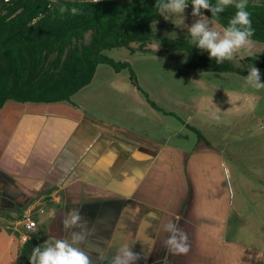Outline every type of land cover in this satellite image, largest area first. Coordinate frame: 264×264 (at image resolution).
<instances>
[{"label":"crops","instance_id":"0c3cea01","mask_svg":"<svg viewBox=\"0 0 264 264\" xmlns=\"http://www.w3.org/2000/svg\"><path fill=\"white\" fill-rule=\"evenodd\" d=\"M72 97L0 109V264H17V219L36 208L44 239L66 237L62 220L79 209L94 230L80 245L92 264H108L98 254L110 259L125 242L136 264H264V155L250 171L227 161L240 160L225 146L241 138L215 124L224 110L195 109L180 126L123 124ZM169 221L187 233L186 254L165 246Z\"/></svg>","mask_w":264,"mask_h":264},{"label":"trees","instance_id":"16d2710c","mask_svg":"<svg viewBox=\"0 0 264 264\" xmlns=\"http://www.w3.org/2000/svg\"><path fill=\"white\" fill-rule=\"evenodd\" d=\"M188 2L192 7L191 0ZM216 2L210 0L213 5ZM156 3L157 0H102L95 4L0 0V109L7 101L71 102L74 94L90 84L99 64H107L116 72L129 68L134 79L129 62H117L103 51L127 48L132 43L143 48L152 42L155 23L162 17ZM61 7L69 11L62 13ZM72 8L78 9V14L73 15ZM235 11L234 5L228 6L213 19L210 11L201 10L224 28ZM247 11L254 29L251 40L264 44V0H248ZM163 46L185 52L190 67L196 70L243 75L249 71L235 69L229 60L217 64L188 39L164 38ZM248 60L261 69L260 77H264V57L255 54ZM45 240L32 232L20 248L17 264H29L32 248Z\"/></svg>","mask_w":264,"mask_h":264},{"label":"rangeland","instance_id":"374dc122","mask_svg":"<svg viewBox=\"0 0 264 264\" xmlns=\"http://www.w3.org/2000/svg\"><path fill=\"white\" fill-rule=\"evenodd\" d=\"M163 15L155 23L153 41L143 48H140L138 43H132L127 48L103 51L104 55L117 62H129L135 75L134 79L129 68L116 72L107 64H99L92 82L73 95V102L76 100L85 109L123 124L180 126L187 122L188 115L195 109L200 112L210 109L216 113L224 110V115L216 114L215 124H226V135L241 138L240 143L225 146L228 151L236 148L238 154H241L240 160L235 162L228 156L226 159L233 165L239 164L242 171H250L254 157L264 155V148L257 144L259 139L264 137V89L245 87V77L248 74L209 72L190 67L185 52L167 50L163 46V39H188L195 46L188 35V29L200 17L192 15V7L189 5L183 15ZM202 15L208 19L210 28L223 33L224 27L205 14ZM200 52L208 56L207 52ZM255 54L264 57V44L252 40L250 48L236 51L234 59L229 61L235 69L248 70L254 66L248 58ZM237 63L240 67L236 66ZM258 69L261 72V69ZM260 81L264 83V77H260ZM136 86L140 89L137 90ZM147 97L163 110L173 113L175 117L152 113L155 111L147 103ZM250 97L251 103L248 102ZM219 116L223 118L220 121ZM199 121L201 122L197 117L192 123ZM212 135L219 143V136L213 133ZM39 212L38 208L30 212L25 210L17 220L21 221L26 214H31L37 232L44 224L37 223ZM11 226L14 225H9Z\"/></svg>","mask_w":264,"mask_h":264},{"label":"clouds","instance_id":"9594fccd","mask_svg":"<svg viewBox=\"0 0 264 264\" xmlns=\"http://www.w3.org/2000/svg\"><path fill=\"white\" fill-rule=\"evenodd\" d=\"M98 2L99 0H92L93 4ZM188 3V0H157L155 8L161 15H183ZM191 5L192 15L199 16L200 19L190 26L188 35L197 48L208 53L210 60H215L217 64L225 60L231 61L236 51L252 46L254 29L251 14L247 11L248 0H217L215 5L211 4L210 0H191ZM232 5L236 9L235 14L222 34L208 26V19L202 15V9L210 11L214 19ZM60 11L63 13L69 10L61 7ZM70 11L73 15L79 12L76 8ZM236 66L240 67L239 63ZM248 86L256 90L264 89V83L260 81V71L255 66L249 68L245 77V87ZM62 225L68 235L63 238L49 237L42 244L34 246L28 257L29 264H92L90 255L80 245L87 241L94 230L87 228V221L83 219L80 210H68ZM163 228L169 233L164 242L168 250L175 254H186L189 251L187 233L172 221L164 224ZM97 259L101 262L107 261L108 264H136L141 255L134 252L132 246L125 242L116 248L110 259L104 253L98 254Z\"/></svg>","mask_w":264,"mask_h":264},{"label":"built area","instance_id":"2783aa9c","mask_svg":"<svg viewBox=\"0 0 264 264\" xmlns=\"http://www.w3.org/2000/svg\"><path fill=\"white\" fill-rule=\"evenodd\" d=\"M18 240L21 245H24L30 238V234L35 232V223L31 218V214H26L20 221V228L18 227Z\"/></svg>","mask_w":264,"mask_h":264},{"label":"water","instance_id":"95a60500","mask_svg":"<svg viewBox=\"0 0 264 264\" xmlns=\"http://www.w3.org/2000/svg\"><path fill=\"white\" fill-rule=\"evenodd\" d=\"M53 2H92V0H50ZM102 1V0H99Z\"/></svg>","mask_w":264,"mask_h":264}]
</instances>
